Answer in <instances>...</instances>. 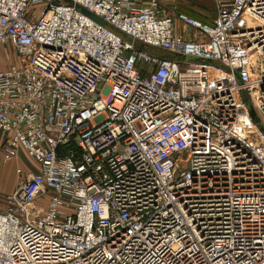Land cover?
Listing matches in <instances>:
<instances>
[{"label":"built area","instance_id":"obj_1","mask_svg":"<svg viewBox=\"0 0 264 264\" xmlns=\"http://www.w3.org/2000/svg\"><path fill=\"white\" fill-rule=\"evenodd\" d=\"M214 3L0 0V264H264V0Z\"/></svg>","mask_w":264,"mask_h":264},{"label":"rangeland","instance_id":"obj_2","mask_svg":"<svg viewBox=\"0 0 264 264\" xmlns=\"http://www.w3.org/2000/svg\"><path fill=\"white\" fill-rule=\"evenodd\" d=\"M188 7H185L180 4V6L177 8L178 10H181L179 12H184L191 17L197 18L199 20H204V18H212L213 15H215L216 12V6L213 5L209 0H186ZM179 5L178 0H169V2H164L163 5L168 9L169 12H173V7L175 4ZM124 38H126L124 35H122ZM4 48L0 47V66L4 68L9 61L15 62L17 61L16 56L12 50L11 47H9V53L11 56V59L8 60L5 58L4 54ZM23 153L27 154L25 151H22ZM181 157H185V153H181ZM28 155H21L19 159L16 161L10 160L7 163L3 162V159L0 155V185H5L4 183L7 181L8 178H18L15 172V164H19L23 170H28L31 165L29 161ZM14 175V176H13ZM10 194V193H9ZM6 195L0 194V211H2L6 205Z\"/></svg>","mask_w":264,"mask_h":264},{"label":"crops","instance_id":"obj_3","mask_svg":"<svg viewBox=\"0 0 264 264\" xmlns=\"http://www.w3.org/2000/svg\"><path fill=\"white\" fill-rule=\"evenodd\" d=\"M166 1L169 2V0H158L160 6L168 11V9L163 5V3L166 2ZM209 1L213 5H215L214 0H209ZM223 1L224 2H227L229 0H223ZM178 2H179V5L176 3L174 5V7H173V9H174L173 12L174 13H177V12L181 11V10H178L177 9L180 6V4L183 5V6H185V7H188L186 0H178ZM213 17H214V15H213ZM213 17L212 18H204L203 22L204 23H211ZM6 136H7L6 133L0 131V155H1V148H2V145H3L4 141H5ZM21 155H26V154L23 153L22 150H19V152H18V158L14 159V161H16L17 159H19V157H21ZM5 163H7V162H5ZM19 166H20L19 164H15V168H14L15 169V172H16V168L19 167ZM31 170H33V167L32 166H30L29 169L26 170V171L23 170V172L24 173H27V172H29ZM16 175L18 176V178H15V177L14 178H8L7 181L4 183L5 185H0V194L1 195H7V194L13 192L18 187V185H19V183L21 181V176L19 174H17V172H16Z\"/></svg>","mask_w":264,"mask_h":264},{"label":"water","instance_id":"obj_4","mask_svg":"<svg viewBox=\"0 0 264 264\" xmlns=\"http://www.w3.org/2000/svg\"><path fill=\"white\" fill-rule=\"evenodd\" d=\"M66 2L70 1V0H64ZM78 9H80L84 14H86L87 16H89L90 18H92L94 21L98 22L101 25H105V21L103 19H101L100 17L96 16L95 14L87 11L86 9L81 8L79 5H75ZM247 104L249 106V113L251 118L253 119V121L256 123V125L260 128V130H262L264 132V125L263 123L260 121V119L258 118L255 110L253 109V107L250 105V103L247 101Z\"/></svg>","mask_w":264,"mask_h":264}]
</instances>
